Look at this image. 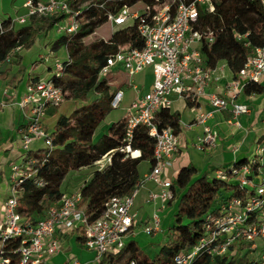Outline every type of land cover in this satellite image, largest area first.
<instances>
[{
  "label": "built area",
  "instance_id": "built-area-1",
  "mask_svg": "<svg viewBox=\"0 0 264 264\" xmlns=\"http://www.w3.org/2000/svg\"><path fill=\"white\" fill-rule=\"evenodd\" d=\"M92 1L86 4L85 0H80L73 7L71 0H25L26 14L11 20L9 27L16 20L25 23L31 17L48 18L57 13H65L67 16L56 22L54 28L58 33H75L81 29L83 8L93 4ZM139 1L145 2L142 10H131V6L123 4L116 12L108 13L107 21L111 22L114 29L128 22H137L138 31L144 39L143 47H133L129 43L119 45L116 52L107 57L100 74L121 66L129 73L132 83V76L152 67V83L144 92L137 90V97L127 108L126 120L128 142L135 126L143 124L148 127L149 134L155 138V164L142 176L138 187L131 194L108 198L102 213L93 220L79 206L80 189L63 195L51 204L45 217L36 222L20 211L17 187L25 179H33L39 186L44 184L36 167L40 161L37 154L43 149L48 156L53 150V141L44 119L49 107H58L65 100V91L57 84L54 76L62 74L64 61L70 58L68 55L65 60L56 61L55 70L49 78L29 81L20 101V105L25 108L27 121L21 129L20 159L11 164V193L3 204L0 264H45L61 249V237L76 229H80L86 237L84 246L94 252L92 264H100L104 256L115 255L126 245V238L138 216L136 198L145 181L155 184L146 199L155 208L144 223V229L150 233L160 231L162 218L156 206L160 201L174 198L173 181L166 170L173 165L179 139L172 127L157 128L154 120L157 111L171 107L174 96H177L193 106L206 99L214 109L229 110V122L236 126H240L239 117L250 112L249 105L237 102L235 98L249 81L264 80V44L253 48L244 66L227 83L226 96L208 92L206 88L210 82L213 79L219 80L221 76L214 75L216 68L205 65L201 46L203 41L212 42L214 33L210 29L201 31L195 25L199 22L201 10L214 12L218 0H137L135 4ZM260 4L264 10V0H260ZM4 29L3 21L0 20V31ZM247 36L248 33L237 34L239 39ZM123 98L124 90L117 89L111 106L119 108ZM209 116L211 112H199L195 120L204 123ZM217 138L214 129L207 126L194 145L203 151L215 147ZM37 141L41 144L35 148L33 144ZM126 150L133 153L130 145H127ZM138 151L137 156L141 153ZM256 155L261 164L258 167L259 174L253 171L250 163L236 166L234 162L228 168L215 171L218 177L245 188L247 196L234 197L229 204L221 206L218 215L208 214L205 217L204 233L198 243L187 252L176 255L172 264H194L203 254H222L239 240L254 242V247L257 239L264 238V173L261 170L264 166V140L258 145L251 162L256 161ZM66 264L85 263L72 257ZM129 264L137 262L132 260Z\"/></svg>",
  "mask_w": 264,
  "mask_h": 264
},
{
  "label": "trees",
  "instance_id": "trees-1",
  "mask_svg": "<svg viewBox=\"0 0 264 264\" xmlns=\"http://www.w3.org/2000/svg\"><path fill=\"white\" fill-rule=\"evenodd\" d=\"M79 1L71 0V5L74 7ZM136 1L93 0V4L83 8L80 30L60 34L51 41V49L66 47L70 58L64 61L62 74L54 76V79L65 91V100L76 98L81 105L70 114H58L49 131L53 150L48 156L43 149L37 154L40 161L36 167L44 184L39 186L33 179H25L17 187L19 209L34 222L44 218L47 208L63 196L61 184L71 170L91 166L106 155L110 157L109 164L96 168L92 177L80 188L79 206L93 220L102 213L108 198L131 194L138 187L141 180L139 166L143 161H148L151 166L156 162L155 138L143 124L134 127L130 142L127 140L126 118L112 122L105 134L97 141L94 139L97 128L114 109L111 101L115 91L130 82L129 73L121 66L102 75L101 68L119 45L129 43L141 48L144 39L138 31L137 22L118 26L112 36L106 38L107 41L98 38L87 43L84 38L107 21L108 13L116 12L123 4L132 7ZM66 16L65 13H57L48 18L31 17L28 23L16 27H9L12 19L4 20L5 29L0 31V62H7L9 67L0 73V78H6L14 64L22 68V55L16 52V48H31L39 36H47L55 23ZM195 27L201 31L210 29L214 33V40L203 41L201 46L205 65L214 69L220 63H226L234 75L244 66L253 48L264 44V10L260 0H218L214 12L201 10ZM238 33H248V36L239 39ZM243 92L246 95L262 94L264 83L249 81ZM154 120L159 130L172 127L177 134L181 130V114L171 107L159 109ZM263 140L264 134L259 137L258 144ZM127 145L132 150H140V155L132 157L126 150ZM254 158V163L250 157L235 162L236 166L250 163L253 171L259 174L261 164L257 155ZM261 170L263 174L264 166ZM172 181L175 195L169 203L176 210L173 222L163 234L160 250L150 256L136 240H129L117 254L104 256L100 264H129L132 260L137 264H172L176 255L187 252L198 243L208 214L218 215L221 206L229 204L234 197L247 196L246 189L237 183L218 177L216 172H200L193 166L182 167ZM135 227L131 228V232ZM72 235H75L77 246L84 248L86 237L80 229L62 237ZM253 243L239 240L222 254H203L194 264H263L252 255L257 249L252 247Z\"/></svg>",
  "mask_w": 264,
  "mask_h": 264
},
{
  "label": "crops",
  "instance_id": "crops-1",
  "mask_svg": "<svg viewBox=\"0 0 264 264\" xmlns=\"http://www.w3.org/2000/svg\"><path fill=\"white\" fill-rule=\"evenodd\" d=\"M20 1L21 3H19ZM24 2L25 0H0V9L7 5L6 3L10 4L8 6H12L15 9V15H11L9 12L3 13V16L0 15V20L4 21L9 18L15 20L17 17L26 14L27 8ZM29 21L30 19L25 23H20L16 20L13 26L16 27L21 24H26ZM53 35L50 34L38 38L35 41V44L27 50L25 48L16 49V52L22 55V68H20L19 65L14 64L11 66V71L8 73L7 77L0 78V222L3 217L4 201L11 193V164L20 159L21 129L27 121L25 108L20 105V101L25 95L26 86L29 81L32 79L49 78L55 70V62L58 60L60 61L58 58L59 56H57V52L60 48L58 50L51 49V41L54 39V37H52ZM65 50L67 52L66 47ZM45 56L50 57V61L45 60V62L44 59L47 58ZM6 67H9L7 62H0V73ZM147 68L151 69L153 80L152 67L149 66ZM142 73L143 71L137 73L136 76ZM214 75H220L221 78L219 80L213 79L207 86V91L216 92L226 96V85L234 78L233 72L229 69L226 63L222 62L214 70ZM23 80H25V83L20 93L18 92V86ZM152 80L148 86L144 87V89H140L141 92L148 90ZM262 82L264 83V80ZM133 86L138 90L140 85L133 83ZM142 86H144L143 83ZM174 98L175 100L171 109L173 110L172 107L175 106L174 111H178L181 114V130L178 133L179 143L177 151L173 157V165L166 170V174L171 179L175 178L182 167L185 166H193L200 172L206 171L213 174L219 168H225L232 165L234 162L252 157L257 151L259 145L258 139L264 134V93L246 95L241 91L236 96L235 100L237 102L245 103L250 107V112L244 113L239 117L240 126H236L229 122V119L231 118V112L229 110L214 109L206 99H202L199 104L193 106L182 98H178L177 96H174ZM256 110L262 111L259 120H256L255 117ZM199 112H211V116H209L204 123H199L195 120ZM52 114L53 116H58L56 110L52 112V107H49L44 119L45 126L47 124L46 120H48V117ZM243 115H246V118L242 119L241 117ZM124 118H126V116ZM207 126L213 128L217 133V144L215 147H208L203 151L198 150L195 147L194 142H196L197 138L204 133V129ZM108 127V124L104 125L106 130ZM40 144L41 142L37 141L33 144V147H39ZM129 153L132 157L137 156L133 155L130 151ZM104 159H107V162L102 168L106 167L110 162L109 155L104 156L99 161H104ZM143 162L147 163L149 167L146 171H143V173L139 169L141 179L142 176L151 169V165L148 161ZM87 167L88 166L82 168ZM93 171L87 175L75 189L62 191L63 195L72 194L79 190L92 177ZM154 187L155 184L152 181L143 182L136 198L137 211L145 209L142 215V220L144 222L149 219L155 208L153 204L148 203L146 200L149 190ZM169 204V201L158 202L156 206L158 212L165 210ZM168 218L169 217H166L162 220L161 230H165V228L169 226L170 223ZM152 234H154L155 238H161V231ZM127 238L129 240H136L143 248V245L138 241V235H135V229L128 234ZM72 257L78 258L85 264H92L94 252L88 250L86 247H78L75 242V235L61 237V249L52 255L45 264H66Z\"/></svg>",
  "mask_w": 264,
  "mask_h": 264
},
{
  "label": "rangeland",
  "instance_id": "rangeland-1",
  "mask_svg": "<svg viewBox=\"0 0 264 264\" xmlns=\"http://www.w3.org/2000/svg\"><path fill=\"white\" fill-rule=\"evenodd\" d=\"M90 2V0H85V3L88 4ZM21 3V1L19 2ZM7 5L6 8L5 6L0 9V15L3 16V13H11V15H15V9L12 6H8L10 4L6 3ZM145 6V2L144 1H139L136 4H134L131 7V10H142ZM84 19V18H83ZM114 32V28L111 24L110 21H105L102 24H100L99 26H97L94 31L88 33L85 38L84 41L87 43H90L98 38H110L112 36ZM50 34H54L52 37H56L60 34L63 33H58L56 32V29L53 28L52 31L49 32L48 35ZM44 35L39 36L38 38H42ZM27 50V49H26ZM48 56V55H47ZM45 56V57H47ZM57 56H59L58 58L60 59V61H63L66 59V57L68 56L65 47H62L58 50L57 52ZM49 60L50 57H47ZM46 59H44L45 61ZM50 61V60H49ZM46 62V61H45ZM110 76V74H109ZM133 79V83H137L139 86V89L146 87L150 84L151 80H152V75H151V69L150 68H146V70L143 71L142 74H139L136 76V74L134 76H132ZM25 80L21 81L19 83L18 86V92L21 93V90L24 86ZM133 83H129L130 85H125L122 87V89L124 90V98L123 101L120 105L119 108H115L113 110H111V112L106 116V118L101 122V124L99 125V127L97 128L96 132H95V136L94 139L95 141H97L103 134L106 133V131H108V128L106 130V128H104L105 124L110 125L112 122H116L119 121L120 119L124 118L127 114V108L131 105V103L133 102V100L137 97V89L134 88ZM142 83L144 86H142ZM81 101L76 99V98H71V99H66L64 100L58 107H53L52 106V112L54 110H56V113H63V114H70L74 109H76L78 106H80ZM176 105V104H175ZM173 110L175 109V106L172 107ZM262 111H255V117L256 120H259L261 117ZM56 116L50 115L48 117V120H46V129L48 131H50L53 126H54V122H55V118ZM242 119L246 118V115H243L241 117ZM55 119V120H54ZM107 159H104V161H98V163H96L93 166H88L87 168H82V169H74L71 170L67 176L65 177V180L63 181V183L61 184V189L62 191H67V190H71V189H75L76 187H78V185L86 178L87 175H89L93 170H95L96 168H102L104 164H106ZM149 165L145 162H142L139 169L141 170V172L143 173V171H146V169H148ZM145 209H141L138 212V216L136 218V222H135V235H138V241L141 243V245H143V250L144 252H146L147 254H149L150 256H154L161 248V246L163 245V243L161 242V239L163 238V234L165 232V230L167 229V227L165 228V230H160L161 231V238H155L154 234L147 232L144 227H145V222L142 220V215ZM175 207L173 204H169L167 205V208L165 210H162L159 212L162 220L165 219L166 217L168 218L169 223L171 224L174 220V213H175ZM169 224V225H170ZM159 231V232H160ZM157 232V233H159ZM155 238V239H154ZM128 238H126V243L128 242ZM262 246V247H260ZM142 247V246H141ZM253 248H257L256 251L254 253H252V255H254L259 261H261L264 264V239L259 238L256 240L255 246Z\"/></svg>",
  "mask_w": 264,
  "mask_h": 264
},
{
  "label": "bare ground",
  "instance_id": "bare-ground-1",
  "mask_svg": "<svg viewBox=\"0 0 264 264\" xmlns=\"http://www.w3.org/2000/svg\"><path fill=\"white\" fill-rule=\"evenodd\" d=\"M131 151H133V155H135V156L139 154L138 150H131Z\"/></svg>",
  "mask_w": 264,
  "mask_h": 264
}]
</instances>
